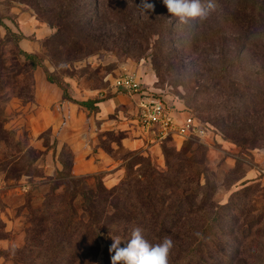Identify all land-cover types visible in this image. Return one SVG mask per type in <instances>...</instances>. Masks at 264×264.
Instances as JSON below:
<instances>
[{
    "label": "rangeland",
    "instance_id": "1",
    "mask_svg": "<svg viewBox=\"0 0 264 264\" xmlns=\"http://www.w3.org/2000/svg\"><path fill=\"white\" fill-rule=\"evenodd\" d=\"M239 1L225 15L166 23L173 30L159 38L151 28L175 18L162 0L145 13L141 0H72L93 12L100 2L98 23H56L62 0H0V20L27 37L18 46L0 27V264H22L33 218L65 193L64 168L76 222L108 225L96 264L112 237L123 247L135 227L153 244L172 239L169 263L264 264V29L254 24L264 25V0ZM48 73L75 101L101 100L98 112L64 101ZM125 73L149 77L166 105L210 131L206 142L144 131L130 101L113 102ZM163 148L177 157L170 166ZM127 178L131 199H114ZM141 190L155 211L134 195ZM112 201L135 220L126 225ZM154 213L170 219L161 234L140 226Z\"/></svg>",
    "mask_w": 264,
    "mask_h": 264
},
{
    "label": "trees",
    "instance_id": "2",
    "mask_svg": "<svg viewBox=\"0 0 264 264\" xmlns=\"http://www.w3.org/2000/svg\"><path fill=\"white\" fill-rule=\"evenodd\" d=\"M234 0H203L207 5L209 2L215 6L216 9H209V14L213 11H221L224 15L231 9V4ZM239 1V0H238ZM243 0H240L239 3H242ZM63 7H61L59 13L56 16V23H98V13L101 8L100 2H95V11L88 10V6L75 5L72 0H62ZM242 12V10H240ZM259 19L257 17L254 20ZM200 19H190L187 23H198ZM158 24L157 32L156 27L151 28L149 35H157L159 38L165 37L166 33H171L173 27L169 26L166 23H182L179 19L174 18L172 21L166 19H160L157 21ZM255 22L256 30L259 28L264 29V25L257 24ZM186 23H182L185 25ZM0 27H3L6 30V33L9 37H13L16 45L20 46L23 40H26L25 35L17 36L14 34L9 27H7L2 20H0ZM262 29V30H263ZM160 30V31H158ZM160 32V33H159ZM169 33V34H170ZM175 45V44H173ZM246 46V45H245ZM245 47H243L244 49ZM23 54L31 59L32 56L26 52ZM48 79L52 83H56L61 90L63 91V100L68 101L72 104L78 105L90 113L98 112V105L102 103L101 100H88L85 102H77L74 100L72 94L66 89V83L64 80L57 79L55 81L51 73H48ZM170 139V138H169ZM168 140V139H167ZM163 154L166 157L168 166L171 165V159H177L176 156H170V152L163 148ZM71 157V156H70ZM59 178L63 180L65 185V193L60 196H50L44 203L43 208L37 212V216L32 220V227L28 232V239L26 246L21 249L19 252L23 256L22 264H37V261L40 260L38 255L40 252L44 254V261L42 264H96L99 257L101 247L99 244L100 234L103 230L107 231L108 225L103 226H83L76 222L72 208L68 204L67 199L73 191L72 182L68 181L70 175H68L66 169L59 174ZM114 199L120 200L125 198L127 201L131 199L134 190L132 184L127 178L123 181L120 186L116 187L113 190ZM136 197H140L143 204L148 205L150 208H153L155 211V206L153 203V197L145 191H137L134 194ZM161 202V201H160ZM112 204L115 202L112 201ZM58 205L63 209V212L57 214H52L55 206ZM116 205V204H115ZM115 210L118 212L120 220H125L126 225L130 224L131 220H135L132 212L126 208L121 210L117 205L114 206ZM154 217L147 219L142 217V222L140 226L145 230H151L152 233L157 228L160 231V234L165 232L168 228L167 222L169 218H160L158 214L154 213ZM172 220V219H171ZM180 221V220H179ZM109 234V231H108ZM166 235H157V240H163V237ZM147 241L153 244V239L148 237ZM40 248V251L35 255L36 251ZM109 247L104 250L105 255V264H111V254L109 252ZM195 252H193L188 258H191ZM187 256H184L185 260ZM173 264V263H169ZM192 264V263H184ZM200 264V263H199ZM202 264H206L205 261H202Z\"/></svg>",
    "mask_w": 264,
    "mask_h": 264
},
{
    "label": "built area",
    "instance_id": "3",
    "mask_svg": "<svg viewBox=\"0 0 264 264\" xmlns=\"http://www.w3.org/2000/svg\"><path fill=\"white\" fill-rule=\"evenodd\" d=\"M116 95L128 97L135 107L137 124L147 133H152L158 141L163 142L171 137L198 139L206 142L210 131L196 122L189 112L181 119L178 112L166 105L164 99L146 87L134 73H125L113 81ZM264 175V170L260 172Z\"/></svg>",
    "mask_w": 264,
    "mask_h": 264
},
{
    "label": "clouds",
    "instance_id": "4",
    "mask_svg": "<svg viewBox=\"0 0 264 264\" xmlns=\"http://www.w3.org/2000/svg\"><path fill=\"white\" fill-rule=\"evenodd\" d=\"M171 17L179 19L182 23H187L190 19L204 20L209 15V9L213 5H207L203 0H162ZM141 10L154 9V5L148 0H141ZM113 243L109 248L111 264H169V255L173 247L170 237H164L162 242L151 244L144 236L139 227L131 230L130 238L124 242L120 237H112Z\"/></svg>",
    "mask_w": 264,
    "mask_h": 264
},
{
    "label": "crops",
    "instance_id": "5",
    "mask_svg": "<svg viewBox=\"0 0 264 264\" xmlns=\"http://www.w3.org/2000/svg\"><path fill=\"white\" fill-rule=\"evenodd\" d=\"M27 40V39H26ZM26 40H23L22 42H21V44L24 42V41H26ZM140 78V80H141V82L144 84V86H149V84H150V82H149V77H146V78H148V81L146 82V78L145 79H142L141 77H139ZM148 84V85H147ZM127 101H130L131 102V100L128 98V97H126V96H121V95H117V97L113 100V102L118 106V105H125V103L127 102ZM132 103V102H131ZM100 104H102V103H100ZM78 106V105H77ZM183 115H186L185 114V112L184 113H178V116L181 118V119H183L182 117H183ZM185 117V116H184Z\"/></svg>",
    "mask_w": 264,
    "mask_h": 264
}]
</instances>
